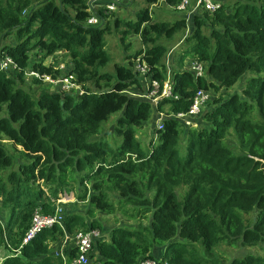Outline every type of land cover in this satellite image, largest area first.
Masks as SVG:
<instances>
[{"label": "trees", "instance_id": "16d2710c", "mask_svg": "<svg viewBox=\"0 0 264 264\" xmlns=\"http://www.w3.org/2000/svg\"><path fill=\"white\" fill-rule=\"evenodd\" d=\"M91 1L0 0V42L13 41L0 52L18 67L0 72L1 264H71L73 246H65V262L56 255L65 235L91 229L109 234L94 246L101 264H264V0H216L220 9L194 15L186 37L185 17L153 19L159 0H144L135 21H112L114 12L92 10ZM92 16L99 22L89 25ZM112 24L128 26L143 46L108 73ZM177 37L170 67L167 43ZM58 52L68 59L63 69L45 61ZM143 53L149 80L172 85L173 97L157 106L144 98L146 83L134 69ZM187 59L203 63L204 77L185 68ZM30 71L71 75L83 93L30 76L40 88L35 97L25 89ZM199 89L210 101L188 126L177 115L188 113ZM151 119L157 137L147 151L136 130ZM114 135L121 145H112ZM70 192L76 200L63 205L65 230L46 229L22 247L34 211L53 213ZM98 213L124 223L110 228ZM247 249L256 251L235 255Z\"/></svg>", "mask_w": 264, "mask_h": 264}, {"label": "built area", "instance_id": "2783aa9c", "mask_svg": "<svg viewBox=\"0 0 264 264\" xmlns=\"http://www.w3.org/2000/svg\"><path fill=\"white\" fill-rule=\"evenodd\" d=\"M122 3V0H92V10H96L98 7H104L106 13H112L118 10ZM192 5V0H180L175 9L182 13L189 12V8ZM221 4L216 0H195L193 12H208L214 13L219 10ZM99 22L97 16H92L88 19L89 25H94ZM145 54L138 56L133 60L135 71L144 79L146 83L147 92L144 94V98L152 101L157 106L159 101L163 98H171L172 85L170 80L166 81L161 85L156 80H149V74L151 72L150 66L146 63ZM63 69L64 66L60 65ZM18 67L15 61L5 53L0 52V72L17 71ZM190 70L195 74L196 78H202L205 75V68L203 63L195 60L192 62ZM29 76L41 79L45 83L51 84L53 87H59L62 91L80 90V94L83 91L75 83L74 77L69 75L60 79H53L48 75H40L37 72L30 71ZM210 101V94L204 90L199 89L194 98L192 105L187 114H179L178 118L184 120L188 125H194V118L198 117L204 108V106ZM164 115L160 114L158 120V128L163 129ZM60 194L59 199L56 202L55 211L53 213H44L42 208H37L32 217L31 225L26 232V235L22 242V247L29 244L34 240L41 232L46 229H52L55 226H59L65 230L64 220V207L65 201H68V194ZM66 196L67 199L64 198ZM105 235L99 229H91L88 231H78L72 238L69 235H65L62 247L56 252V255L60 256L63 261H66V255L64 248L65 246H73L77 249V256L72 260L71 264H101L99 260V254L94 249L95 243L103 239ZM140 264H168L160 263L152 259L143 260Z\"/></svg>", "mask_w": 264, "mask_h": 264}, {"label": "rangeland", "instance_id": "374dc122", "mask_svg": "<svg viewBox=\"0 0 264 264\" xmlns=\"http://www.w3.org/2000/svg\"><path fill=\"white\" fill-rule=\"evenodd\" d=\"M232 1L233 0H229ZM167 1L164 0H159V2L156 5H153L150 7V11H151V15L153 17V19L155 21H166V22H170L172 23L173 21L181 18V13L178 12L175 8H171L169 5H167ZM147 7V5L145 4L144 0H122V3L120 5V7L118 8V10L116 12H114V16L112 17V21L113 19H116L117 17L120 19H124L126 21H135L137 20V12L142 9ZM112 28H113V32L111 35H107L106 36V41H107V45H106V50L108 52V54L111 57V61L108 63V65L106 67H104L102 69V72H108V73H112L114 72V67L115 64H129V61L131 60V58L133 59V56L135 53H137V51H140V49L142 48L143 44L141 41V38L139 35H136L134 33H130V32H126L128 31V26L124 27V26H120V29L115 30L114 26L112 24ZM125 30V32L122 33V31ZM131 30V29H129ZM189 26H188V30H186L185 32V37L188 36L190 33L189 31ZM181 39V38H180ZM175 39L173 42H169L167 44L172 45V44H176V42H178L177 46L181 43V40ZM176 41V42H175ZM13 41H11L10 39L8 40H1L0 45H5V44H11ZM179 48V47H178ZM34 52V51H33ZM172 53V51H171ZM176 54H179L178 52H176ZM38 57V56H37ZM131 57V58H130ZM39 58V57H38ZM130 58V60H129ZM67 56L63 53V52H58L57 54H54L48 58L45 59L46 64L50 65L52 63H56L58 65H65L67 63ZM191 59L186 60L185 61V68H187V64L190 62ZM167 63L170 65V67L172 66V54H169L168 58H167ZM26 81L28 84L25 85V89L26 90H32L34 91L33 94L36 97L37 94L39 93V87H37L36 85L31 84V77L27 74L26 75ZM244 84L243 82H240L238 85H236L235 90L236 91H240V85ZM235 90H231L232 92ZM132 91H136L135 89ZM7 111V107H5V112L2 115H5ZM120 113H116L114 114L109 123H111V125H109L108 128H110L109 132H112V127L114 124V122L117 120V118L119 117ZM153 120H149L148 122L144 123V125L140 128H138L137 131V139L138 141L141 143V146L143 149L150 151L152 150V147H150L151 145V141L156 139V134H155V124L158 127L157 123L158 120L156 121L155 124L152 123ZM108 124V123H107ZM114 140L112 145L114 146H119L122 144V139L118 136L114 135ZM236 136L233 134V137H229L227 139V144L230 145L231 147H233L235 145L236 142ZM111 139V138H110ZM111 141V140H110ZM7 145V150L8 152L11 153H15L14 149L12 148V144L10 142H5ZM226 143V141H225ZM159 144V142L156 140L154 143V146H157ZM111 145V144H110ZM17 155V154H16ZM42 184V181H40ZM45 189V188H44ZM46 191V189H45ZM68 194V201L66 200L65 203H73L76 199H74L73 194L67 193ZM62 195H65L64 193H62ZM65 199L66 196H64ZM1 201V198H0ZM118 219L120 220H125L121 214H117ZM99 219L102 223H104L105 225L109 226L110 228L112 226H119L120 224L124 223L123 221L117 223L115 220V217L113 215H104V214H100L98 213L96 219ZM138 222V221H137ZM128 223V221H127ZM129 225H133V224H137L134 221H130L128 223ZM73 237V236H72ZM71 237V238H72ZM105 238H109V234H105ZM59 250V249H58ZM57 250V251H58ZM256 249L252 250V249H247V250H243L240 251L238 253H235V255H240L242 252L247 253V252H255ZM7 253H9L7 251ZM234 253H230L231 256H233ZM5 256L7 254H1V256ZM2 259L0 258V264L2 263Z\"/></svg>", "mask_w": 264, "mask_h": 264}, {"label": "crops", "instance_id": "0c3cea01", "mask_svg": "<svg viewBox=\"0 0 264 264\" xmlns=\"http://www.w3.org/2000/svg\"><path fill=\"white\" fill-rule=\"evenodd\" d=\"M164 1H166V0H164ZM167 5H169L168 3H167ZM194 5H195V0H192V5H191V7L189 8V12H187V13H182V12H180L182 15H181V18H186V20L188 21V26H189V29H191L192 28V24H193V22H192V20H193V17H194V15H196V14H199L200 12H193V8H194ZM170 6V5H169ZM172 9L174 8L173 6H170ZM179 12V11H178ZM173 22H175V21H173ZM172 22V23H173ZM179 45L177 46V44H172V49H171V51H172V53H171V51H170V54H172V65H174V63H175V58H176V56L178 55V54H176V52H178L179 53ZM187 60H189V59H187ZM192 60H190V62L187 64V68H189L190 69V67H191V64H192ZM236 88V87H235ZM235 88L233 89V90H235ZM205 107V106H204ZM159 117H160V114H158V119H159ZM72 193V192H71ZM73 194V193H72ZM73 197H74V199H75V196H74V194H73ZM75 202V201H74Z\"/></svg>", "mask_w": 264, "mask_h": 264}]
</instances>
